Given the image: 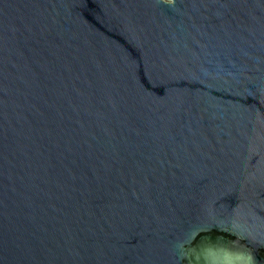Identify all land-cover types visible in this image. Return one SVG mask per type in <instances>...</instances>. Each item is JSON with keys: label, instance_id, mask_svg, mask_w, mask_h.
Wrapping results in <instances>:
<instances>
[{"label": "water", "instance_id": "95a60500", "mask_svg": "<svg viewBox=\"0 0 264 264\" xmlns=\"http://www.w3.org/2000/svg\"><path fill=\"white\" fill-rule=\"evenodd\" d=\"M0 264H264V0H0Z\"/></svg>", "mask_w": 264, "mask_h": 264}]
</instances>
